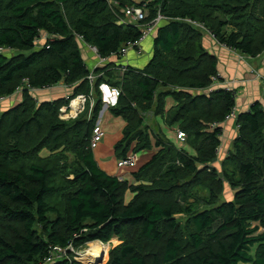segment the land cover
I'll list each match as a JSON object with an SVG mask.
<instances>
[{
    "label": "trees",
    "instance_id": "obj_1",
    "mask_svg": "<svg viewBox=\"0 0 264 264\" xmlns=\"http://www.w3.org/2000/svg\"><path fill=\"white\" fill-rule=\"evenodd\" d=\"M112 1L114 10L109 0H0V50L7 51L0 52V99L22 89V102L0 111V264H82L72 257L48 261L49 252L114 237L123 243L107 264H264V106L257 102L237 115L238 137L221 177L208 165L217 160L221 125L237 94L225 87L196 93L215 87L218 60L203 45L208 34L186 22L203 24L224 48L257 58L264 53V0ZM127 7L148 17L122 24ZM159 12L166 20L154 32L148 65L121 76L119 65L108 63L96 69L102 77L91 87L81 43L103 59H121L120 50L138 42ZM43 33L53 40L38 49ZM62 82L73 90L69 99L41 102L30 91ZM104 83L119 90L110 112L125 122L116 158L156 150L132 172L135 184L102 170L91 148ZM79 95L94 98L91 119L61 120V109ZM169 96L187 149L163 138L154 143L146 124L150 112H164ZM223 180L236 193L216 204ZM196 187L208 190L211 208L197 211ZM130 190L134 197L125 205Z\"/></svg>",
    "mask_w": 264,
    "mask_h": 264
},
{
    "label": "crops",
    "instance_id": "obj_2",
    "mask_svg": "<svg viewBox=\"0 0 264 264\" xmlns=\"http://www.w3.org/2000/svg\"><path fill=\"white\" fill-rule=\"evenodd\" d=\"M134 1L137 2L139 0H134ZM142 43H143L142 46L140 45L141 53L143 52V50H145L147 56L145 59L143 58L138 61L132 54L131 52L132 50H129L125 55L126 57L124 56L123 59L121 58L122 60L117 59L116 57H111L109 58V60L106 61V63H104L103 65H99L100 61L98 57L92 52L91 48L86 43L83 42L81 43L82 56L90 71H93L94 69L97 68H104L105 65H107L108 63H116L119 66H129L137 69H144L150 62L149 59L153 56L154 39L147 41L145 40ZM203 45L210 53L214 54L217 57L218 73L221 74L223 78L219 84L215 85V87L212 86L210 89L198 91L196 93L209 95L214 91V89H223L225 86L229 87L231 90L236 91L237 94V98H236L237 114L248 111L249 108L257 102L261 103L264 106V89L261 80L258 78L259 75L261 76L264 75V53L257 58H251L243 54L235 53L221 46L215 40V38H212L210 35L205 36L203 38ZM136 52L138 53V51ZM141 53L138 54L140 55ZM114 89H115L114 91L119 92L118 89L116 88ZM72 91H73L72 88L66 86L65 83H60L59 85L51 87L47 90L36 91L34 94L35 97L38 98V93H42L41 96L39 95L40 98L39 100L41 102L43 101L53 102L71 96ZM6 100L9 101L8 106L9 109H11L22 102V96L21 94L18 95V93H15V95L7 98ZM177 105L178 104L176 103L173 97L171 96L167 97L165 99L164 112L162 113H155V111L150 112L148 114V121L146 124L149 126V129L152 133V139L154 143L157 141V139L163 138L172 142L179 149L182 148L187 149L189 146L185 145L177 138L179 132V125L173 123L171 118L172 115L171 110L175 109ZM106 107L108 106L104 104V109ZM110 118L112 119V122L118 123L119 128L121 127L123 133L125 128V122L123 121V119L115 118L113 116ZM102 124H104V122L100 120L99 122L100 129L105 134V136L97 144V147L94 151L95 158L98 161L101 169L104 170L107 174L111 176L119 177L120 176L119 172L116 171V168H119L118 167L119 160L116 158L115 153L113 154L112 152L117 142L111 148H107V150L111 153V156L105 155L104 152L100 153L99 155L97 153V149L99 150V148L102 145H105V141H103V139L110 138L107 136V129L103 128ZM221 127L223 129V134L221 136V145L219 147V154L217 155V160H216V162L218 161L220 163L224 159H226L228 154L232 151L233 143L238 137L237 119L230 118L226 120L221 125ZM155 134H157V136ZM119 137L120 135L118 136V138ZM155 151L156 150H154L150 156L148 155L146 156L145 153L142 160L144 159L145 163H147L151 159L152 154L155 153ZM128 158L135 159L136 167H137V162H139L138 160L140 159V156H137L135 154H130ZM101 162H103L104 165ZM119 169H123V168H119ZM119 178L129 181L131 184H135V180L132 175V172L131 173L126 172L122 177Z\"/></svg>",
    "mask_w": 264,
    "mask_h": 264
},
{
    "label": "built area",
    "instance_id": "obj_3",
    "mask_svg": "<svg viewBox=\"0 0 264 264\" xmlns=\"http://www.w3.org/2000/svg\"><path fill=\"white\" fill-rule=\"evenodd\" d=\"M109 6H111V8L114 10L115 7H117V3L109 0ZM125 17L126 18H122L121 19V23L122 24H138L141 21H144L147 17H148V12L141 9V8H135V7H127L125 9ZM166 20V17H164L161 12L158 13V16L156 19H154L153 21H151L150 23H148L146 26H144V31H143V35L141 37V39L133 44H130L128 46H126L125 48L121 49L119 52V55L124 57L127 52L129 50H135L138 51V53H141V48L140 45L142 44L143 41H145L150 35H152L159 27V25L161 24L162 21ZM187 23L199 28L200 30L204 31L205 33H207L208 35H210L212 38H214L211 33L204 27L203 24H199L195 21L192 20H186ZM53 38H51V36H49L46 33L41 34V36L36 40V46L38 49H42L48 41H52ZM89 46V45H88ZM92 50V52L98 57L100 64L99 65H103L104 63H106L108 59H103L100 57L98 50L96 47H92L89 46ZM227 49V48H226ZM1 53L7 52L6 49L1 48L0 50ZM128 67L129 66H119V72L120 75L123 76L124 73L126 71H128ZM89 70V69H88ZM96 69H94L93 71H90V74L88 76V81L91 85V87H94L95 83L97 82V79L99 77H102V74L97 75L95 73ZM223 76L221 74H217L216 76H214L212 78V81L215 85L219 84L222 80ZM258 78L261 80L262 85H263V89H264V75H259ZM63 83V82H62ZM226 90H231L229 87H226ZM102 95L104 96V104H106L108 106V104H112L113 106L117 104L118 101V97H119V92L114 91L115 89L113 87H111L108 84H102L101 88H100ZM31 93H33V95H35L34 93L36 92L35 89H30ZM18 95L22 93V89L18 90ZM68 98V97H67ZM4 99V98H3ZM2 101V99H0V102ZM36 101L38 102V100L36 99ZM79 101L80 102V106L79 108L75 111L74 113V107H75V102ZM90 104V110L92 112L94 105H95V101L94 98H92V95L87 97L84 95H79L78 97H76V99L71 100L70 104L68 106H64L61 111H60V119L64 120L63 118L65 117L68 120H75L77 118L80 117L81 114H83L86 110H87V105ZM237 111L236 108L233 110V112L231 113V115L227 118L230 119H234L237 118ZM105 136V134L102 132V130L99 127V124L97 126V128L94 130V134L91 140V148H95L97 147V144L101 141V139ZM186 134L183 131H179L178 132V140L181 142H185L186 140ZM219 154V148L217 150V155ZM118 167L119 168H134L136 167V160L133 158H127V159H122L120 161H118ZM74 247L72 243H69V245L67 247H56L50 250L49 252V257H48V261H52V260H57V259H71V253L72 251H74Z\"/></svg>",
    "mask_w": 264,
    "mask_h": 264
},
{
    "label": "rangeland",
    "instance_id": "obj_4",
    "mask_svg": "<svg viewBox=\"0 0 264 264\" xmlns=\"http://www.w3.org/2000/svg\"><path fill=\"white\" fill-rule=\"evenodd\" d=\"M154 33L152 35H150L147 39V40H151V39H154ZM143 44V43H142ZM141 44V46H142ZM153 46V44H152ZM134 51V52H133ZM153 51V50H152ZM132 54L134 55V57L136 58V60H141V59H145L146 56H147V53L145 52V50H143V52L139 55L135 50H132L131 51ZM130 52V53H131ZM138 54V55H137ZM7 56H11V55H14V54H11V53H6ZM126 57V56H125ZM124 57H122L123 59ZM149 58V57H148ZM121 59V60H122ZM152 59V57L149 59V61ZM42 93H38V96L40 95L41 96ZM22 96V95H21ZM70 96H68V98L66 99H69ZM103 99H104V96L102 95ZM9 98V97H8ZM7 98H4L2 99V101L0 102V111L1 112H5V111H8L10 110L9 109V106H8V102L6 100ZM76 99V98H74ZM73 99V100H74ZM71 101V100H70ZM8 106V108H7ZM113 107L112 104H108V107H106L101 115V120L104 122V124H102L103 128L107 129V136L110 137V138H104L103 141H105V145H102L100 144V148L99 150L97 149V153L98 155L100 153H103L107 156H111V153L107 150V148H111L112 146H114V144L116 142L119 141V138L123 137V133H122V129L121 127L119 128V125L117 122H112V119L110 117L111 116V112H110V109ZM89 113L87 114V116L84 114H81L80 118L79 119H84V118H89L91 119V116H90V113H91V110H90V107L88 109ZM106 112V113H105ZM105 113V114H104ZM65 122H71V120H68L66 119L65 117L63 118ZM76 120V119H75ZM99 122V121H98ZM120 135V137L118 138V136ZM115 137V139H114ZM125 137V136H124ZM118 138V139H117ZM120 138V140H121ZM114 140V141H113ZM107 143V144H106ZM115 150H116V147H114V150L112 151L113 154L115 153ZM108 151V153H107ZM153 151H140V153H138L139 155L137 156H140V159L138 160L139 162H137V170L140 168V167H143L145 161L144 159L142 160V158L144 157L145 153H146V156H150L151 153ZM133 153V152H132ZM134 154V153H133ZM154 154V153H153ZM152 154V156H153ZM68 157H69V161L71 163H73L74 161H76V157L75 155H73L72 153H68ZM219 158V157H218ZM152 159V158H151ZM222 160V158H221ZM225 160V159H224ZM224 160L220 163V162H213V163H210L208 165L209 168H212V169H216L221 177L222 176V164L224 162ZM103 165L104 163L101 162ZM147 164V163H146ZM204 168V167H202ZM134 169L135 168H123V169H119V168H116V171L119 172V177H122L126 172H134ZM140 170V169H139ZM223 183H224V189H223V193L222 195L220 196V198L218 199V201L216 202V204H220V203H223V202H228V201H232L234 199V196H235V193H236V190L233 189V187L230 185V183L226 180H223ZM194 196H195V200H192L193 202H197V211H202V210H205V209H209L211 208L212 206L209 204V201H210V193L208 192V190L204 187H196L194 189ZM134 197V194H132L131 190L130 191H127L124 195V202H125V205H128L131 203L132 199ZM178 220L182 223V225H184L185 227V224H186V221H187V217L186 216H178ZM116 241V244H114L113 242ZM99 243L102 247H108V252H107V256H105L104 254H98L97 258H101L103 256V264H107L110 260V252L115 249L117 246L121 245L123 243V241L117 237H114L110 242H107V243H101V242H97ZM94 244L93 243H86L85 245L79 247V248H75L74 251H72L71 253V256H72V259L74 261H77L79 263H82V264H93L95 263L96 261H99V260H96V261H93L92 263H86L85 261V256H89L87 251L89 249H91V246Z\"/></svg>",
    "mask_w": 264,
    "mask_h": 264
},
{
    "label": "bare ground",
    "instance_id": "obj_5",
    "mask_svg": "<svg viewBox=\"0 0 264 264\" xmlns=\"http://www.w3.org/2000/svg\"><path fill=\"white\" fill-rule=\"evenodd\" d=\"M79 106L80 102H75L74 113L79 108ZM113 243L116 244V241H114ZM107 252L108 247H102L99 243L94 242V244L91 246V249L87 251L89 256H85V261L86 263H92L93 261L99 260V258H97L98 254H104L105 256H107Z\"/></svg>",
    "mask_w": 264,
    "mask_h": 264
},
{
    "label": "water",
    "instance_id": "obj_6",
    "mask_svg": "<svg viewBox=\"0 0 264 264\" xmlns=\"http://www.w3.org/2000/svg\"><path fill=\"white\" fill-rule=\"evenodd\" d=\"M214 162H216V160ZM102 263H103V256L99 259L98 262H95L93 264H102Z\"/></svg>",
    "mask_w": 264,
    "mask_h": 264
}]
</instances>
